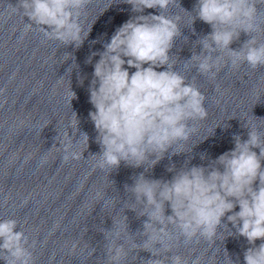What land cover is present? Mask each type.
Returning a JSON list of instances; mask_svg holds the SVG:
<instances>
[{"label": "clouds", "instance_id": "obj_1", "mask_svg": "<svg viewBox=\"0 0 264 264\" xmlns=\"http://www.w3.org/2000/svg\"><path fill=\"white\" fill-rule=\"evenodd\" d=\"M120 2L130 5L133 15L103 42L102 51H93L86 60L94 69L88 87L94 111H89L88 116L101 149L91 156L97 158L101 169L111 171L123 162L133 168L147 165L146 172L165 154L186 153L177 151L175 146L189 141L195 131L191 121L206 117L205 96L175 70L177 63L171 53L181 30L177 19L165 14L175 0ZM88 3L89 0H18L12 7L27 17L25 30L36 28L64 47L79 49L91 32V27L85 30L81 23L82 9ZM258 4L264 5V0H197L190 28L199 19L210 26L211 32L197 41L201 50L193 52L186 65L194 61L196 72L209 79H215L225 66L247 64L253 70L264 67V42H258L254 35L260 28ZM146 9L157 12L145 14ZM242 32L250 38L239 49H232L230 45ZM98 42L99 38L91 43ZM97 56L99 59L93 63ZM78 67L75 63L67 72ZM78 80L82 86L84 77L78 75ZM75 98L71 90V101ZM78 124L71 136L66 130L67 143L52 146L63 150L64 162L83 155L72 150L74 144L83 140L88 148L86 132H80L74 143ZM246 128V140L234 135V147L207 165L189 167L190 161L180 169L172 165L167 171L174 174L168 180L147 178L141 172L131 186L126 184V192L134 198L133 205L140 206L139 211L135 206L128 209L147 217L140 232L146 239L141 243L134 240L133 248L126 251L122 230L113 220L114 229L104 234L107 264H124L129 251L136 250L151 253L153 258L145 264H187L178 254L167 255L172 252L175 232L185 241L196 237L215 241L225 230H230L227 236L236 235L247 241L244 264H264V136L258 127ZM166 207L171 210L170 215L165 214ZM126 221L124 216L127 226ZM123 231L131 235L127 227ZM34 247L35 241L29 242L16 219H0V260L4 264H35L31 250ZM227 260L228 264H238V258L233 261L228 256Z\"/></svg>", "mask_w": 264, "mask_h": 264}]
</instances>
